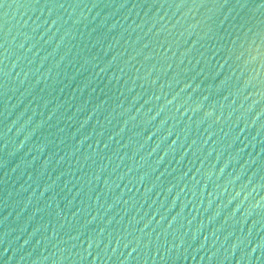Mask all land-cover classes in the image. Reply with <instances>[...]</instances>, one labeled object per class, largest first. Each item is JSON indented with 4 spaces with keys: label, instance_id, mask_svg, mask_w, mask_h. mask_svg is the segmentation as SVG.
Here are the masks:
<instances>
[{
    "label": "water",
    "instance_id": "water-1",
    "mask_svg": "<svg viewBox=\"0 0 264 264\" xmlns=\"http://www.w3.org/2000/svg\"><path fill=\"white\" fill-rule=\"evenodd\" d=\"M0 264H264V0H0Z\"/></svg>",
    "mask_w": 264,
    "mask_h": 264
}]
</instances>
